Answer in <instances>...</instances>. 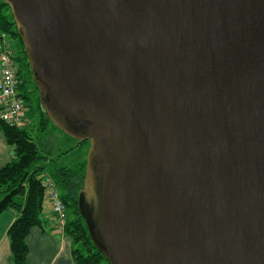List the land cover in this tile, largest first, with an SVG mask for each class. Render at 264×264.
I'll list each match as a JSON object with an SVG mask.
<instances>
[{
	"label": "water",
	"instance_id": "1",
	"mask_svg": "<svg viewBox=\"0 0 264 264\" xmlns=\"http://www.w3.org/2000/svg\"><path fill=\"white\" fill-rule=\"evenodd\" d=\"M3 1L108 262L264 264V0Z\"/></svg>",
	"mask_w": 264,
	"mask_h": 264
},
{
	"label": "trees",
	"instance_id": "2",
	"mask_svg": "<svg viewBox=\"0 0 264 264\" xmlns=\"http://www.w3.org/2000/svg\"><path fill=\"white\" fill-rule=\"evenodd\" d=\"M16 41L10 52L17 66L18 92L26 101L36 98L38 110L45 121H50L44 111L34 82L31 66L20 38L10 6L0 0V39ZM6 140L16 147L17 158L0 167V215L13 210L18 218L8 231L14 264H28L29 246L27 238L35 227H47V186L45 166L39 148L26 129L10 127L0 120ZM89 143L90 142H80ZM87 161L74 167H58L50 174L58 186L67 208V223L64 233L72 240V251L76 264H110L94 245L79 210V194L84 188ZM56 226H53L55 229Z\"/></svg>",
	"mask_w": 264,
	"mask_h": 264
},
{
	"label": "crops",
	"instance_id": "3",
	"mask_svg": "<svg viewBox=\"0 0 264 264\" xmlns=\"http://www.w3.org/2000/svg\"><path fill=\"white\" fill-rule=\"evenodd\" d=\"M15 146L10 145L0 125V167L7 165L17 158ZM18 213L9 210L0 215V264H14L10 249L8 231ZM47 227H35L27 238L29 246L28 264H76L72 240L64 232L53 229L56 217L50 207L46 211Z\"/></svg>",
	"mask_w": 264,
	"mask_h": 264
},
{
	"label": "built area",
	"instance_id": "4",
	"mask_svg": "<svg viewBox=\"0 0 264 264\" xmlns=\"http://www.w3.org/2000/svg\"><path fill=\"white\" fill-rule=\"evenodd\" d=\"M11 45L4 35L0 39V120L10 127L24 129L28 106L19 95L17 66L10 52ZM46 202L56 217V229L65 231L68 215L58 186L50 176H45Z\"/></svg>",
	"mask_w": 264,
	"mask_h": 264
},
{
	"label": "rangeland",
	"instance_id": "5",
	"mask_svg": "<svg viewBox=\"0 0 264 264\" xmlns=\"http://www.w3.org/2000/svg\"><path fill=\"white\" fill-rule=\"evenodd\" d=\"M7 40L13 48L16 41L10 38ZM25 102L28 106V113L24 129L29 133L43 156L39 165L45 166L47 176L54 173L58 167H74L87 161L90 151L89 143H80L65 134L52 122L45 121L38 110L36 98H29Z\"/></svg>",
	"mask_w": 264,
	"mask_h": 264
},
{
	"label": "flooded vegetation",
	"instance_id": "6",
	"mask_svg": "<svg viewBox=\"0 0 264 264\" xmlns=\"http://www.w3.org/2000/svg\"><path fill=\"white\" fill-rule=\"evenodd\" d=\"M89 142V141H88Z\"/></svg>",
	"mask_w": 264,
	"mask_h": 264
}]
</instances>
